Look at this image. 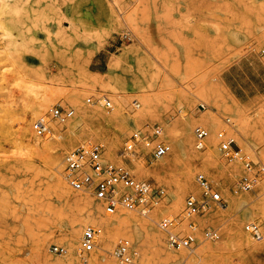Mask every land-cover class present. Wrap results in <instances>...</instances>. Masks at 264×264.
<instances>
[{"label":"rangeland","instance_id":"374dc122","mask_svg":"<svg viewBox=\"0 0 264 264\" xmlns=\"http://www.w3.org/2000/svg\"><path fill=\"white\" fill-rule=\"evenodd\" d=\"M128 13L134 22L122 19ZM116 92L125 95L117 121L110 119L118 107ZM144 95L152 97L151 109L136 120ZM103 96L111 108L103 106ZM263 100L264 0H0V264H89L102 253L117 264L99 233L92 250L83 252L80 245L85 228L109 229V221L117 225L113 246L121 234L130 240L133 264H264V179L251 190L237 189L243 163L228 160L218 148L220 139H233L242 154L264 162V120L258 118ZM53 106L73 109L66 119L51 120L60 130L70 129L44 148L29 146L25 129L33 140H50L49 131L37 137L30 125ZM78 107L94 109L98 117L80 122ZM153 126L160 129L158 139L170 145L166 154L151 158L141 146L126 149L134 131ZM197 126L207 131L202 149L195 146ZM213 139L211 157L201 162ZM108 140L116 148L110 157ZM88 142L103 145L105 162L163 190L146 213L120 207L109 215L87 191L71 189L86 200L59 194L56 183L67 182L65 154ZM158 161L165 167L155 176L137 169ZM187 170L191 185L203 172L224 205L211 202L185 219V197L202 192L188 187L173 200ZM90 208L98 209L96 217ZM121 214L127 217L118 224ZM165 217L176 221L175 230L194 234L192 248L167 243L158 224ZM251 222L262 225L261 239L246 231ZM205 229H216L218 237L205 239ZM73 231L79 237L70 258ZM137 233L143 246L135 243ZM53 244L65 252L51 251ZM159 249L168 262L159 260Z\"/></svg>","mask_w":264,"mask_h":264},{"label":"built area","instance_id":"2783aa9c","mask_svg":"<svg viewBox=\"0 0 264 264\" xmlns=\"http://www.w3.org/2000/svg\"><path fill=\"white\" fill-rule=\"evenodd\" d=\"M123 37L126 38L127 34L124 33ZM100 100L105 108H111V102L107 97L103 96ZM72 114L73 109L70 107L53 106L46 113L32 120L31 130L35 136H42L49 131L51 120L62 121ZM159 133L160 129L155 126L150 130L134 131L126 141V149L134 151L136 147L141 146L146 149V156L160 157L170 150V145L158 139ZM206 135V129L201 126L195 127L196 148L204 147ZM218 137H222V132L218 133ZM218 148L223 157L228 160H240L243 163V173L237 181V189L251 190L260 179H264V162L242 154L233 139H220ZM64 178L72 189L87 191L100 200L109 215H113L120 207L146 213L163 194V190L153 188L145 180L134 178L122 167L105 162L103 145L100 142H88L67 152L64 156ZM194 178L202 192L200 196L190 193L185 197L183 214L185 219L202 213L211 202L219 206L224 205V199L219 191L203 172H197ZM175 222L174 219L165 217L158 223L167 232V243L175 249L192 248L196 241L194 234H183L175 230ZM189 225H194V221H190ZM245 229L256 240L262 238L260 223H248ZM98 233L99 229L90 226L83 230L80 239L83 252L94 248ZM203 236L205 239H216L218 232L216 229H205ZM50 249L55 253L65 252V248L57 244L51 245ZM112 254L117 264H133L130 240L122 234L116 238Z\"/></svg>","mask_w":264,"mask_h":264},{"label":"bare ground","instance_id":"6f19581e","mask_svg":"<svg viewBox=\"0 0 264 264\" xmlns=\"http://www.w3.org/2000/svg\"><path fill=\"white\" fill-rule=\"evenodd\" d=\"M112 3V2H111ZM105 4V2H104ZM108 4V3H107ZM105 4V5H107ZM110 6V5H109ZM108 7V6H107ZM112 11V10H111ZM109 12V11H108ZM113 13V12H112ZM116 18V16H115ZM114 18V19H115ZM122 19L124 21H130V22H134V18L132 17V14L131 13H128L126 15H124L122 17ZM123 21V22H124ZM113 24V23H112ZM118 24V23H117ZM114 25V24H113ZM135 39V38H134ZM137 41V40H136ZM139 41L141 42V40L139 39ZM134 46V45H133ZM136 49V48H135ZM130 50V48H129ZM136 51V50H135ZM117 64V63H116ZM117 94V108L115 110V112L112 114V117L110 118L111 120H116V119H120L123 117V114H124V106H125V95L123 93H120V92H116ZM147 93V92H146ZM50 94L53 96L54 93H51ZM52 96L49 97L48 99H45L43 101H41L39 103L38 106H43V104L49 102V101H52ZM142 101H143V104L141 106V108L137 111V114H135V116L133 117L134 119L138 120V119H141L146 113H149L150 112V109H151V105H152V97L149 96V95H144L142 96ZM88 105V104H87ZM91 106V105H89ZM92 107H95V106H92ZM96 108V107H95ZM105 113V112H104ZM78 114H79V117H80V122H83L84 119H88L89 117H92V118H96L98 117V113L96 110L94 109H89L87 110V108H82V107H78ZM111 116V114H110ZM101 117V116H100ZM208 117H210L208 115ZM258 118L261 119L262 121L264 120V107L258 112ZM144 119V118H143ZM117 121V120H116ZM242 122V121H241ZM80 124V123H79ZM243 124V123H242ZM244 125V124H243ZM246 126V125H245ZM241 127L243 128V126H241V124H238V128L241 129ZM70 129V126L67 125V129L64 131V130H60V127L53 121H50L49 122V134L51 135V138L50 140H46V141H39V140H33L31 138V135L29 134V131L27 129H25V136L26 138L28 139V142L30 144H28L29 146H34L35 148H44L46 145L48 146L49 144L51 143H54V142H58L62 136V134L64 132H67L68 130ZM240 131V130H239ZM39 137V136H37ZM214 140V139H213ZM211 140L209 142V145L206 147L205 149V153L203 156H200L199 159L202 161H208L209 159V156L211 157L212 155V150H211V145H213V143L215 142V140L213 141ZM184 138L182 137L181 138V144H180V147L181 149H184L186 146L184 145ZM108 147H107V156H114V153H115V145H113L111 143L110 140H108ZM189 147V146H188ZM57 150V149H56ZM56 150L53 152V156H52V165L53 167L55 166V162L57 160V157H56ZM186 150V149H185ZM60 152V151H59ZM172 152V150H171ZM190 152V151H189ZM195 150L193 151V157H198L195 155ZM264 152V151H263ZM175 154V153H173ZM192 155V154H191ZM193 160V159H192ZM187 163V161H186ZM188 164V163H187ZM195 168H199V166L196 165V161L193 162L192 164ZM52 167V168H53ZM163 167H165V163H162V162H157L156 164H151L149 165L148 167H145V166H142L140 168H137L138 171H140L141 169H145V170H149L154 176L155 174H157V172H159ZM186 167V166H185ZM187 168V167H186ZM16 169V168H14ZM24 169V168H23ZM140 169V170H139ZM29 170V169H27ZM235 170V167H229V171L231 172H234ZM18 171V168L17 170ZM13 172V171H12ZM62 173V172H61ZM63 174V173H62ZM192 174V173H191ZM190 174V171L187 170L183 173V175L181 176V178L179 179V190L175 191V194H172V198L175 202H177L179 200V198H181L183 195H184V190L187 189L188 187L192 188V190L195 188L198 187L196 181H194V184L191 185V177L192 175ZM34 175H35V172H34ZM53 175L56 176V173L55 171H53ZM157 177V176H156ZM193 178V177H192ZM57 182V181H56ZM57 190L59 191V194L65 196L66 198H73V197H76L78 198L79 200H86L85 197L83 196H75L72 192H71V187L69 186V184L66 182V183H63V182H60L58 181L57 183ZM190 190V189H189ZM191 191V190H190ZM58 194V195H59ZM96 208V207H95ZM90 211V214L93 216V217H96L97 216V211L98 209H94V208H90L89 209ZM125 214H127L125 212ZM127 216H125L124 214H121V216H119L118 218V224H123V221L124 219H126ZM106 226L109 228V229H101V228H98L99 229V237L101 238V244L103 245V247L106 249V250H112L113 248V241L117 235V233L115 232V228L117 227V225H115V223H112L111 221L109 222H105ZM79 226V225H78ZM148 228H151V224L147 225ZM74 229V228H73ZM153 235V239H154V243H155V232L152 233ZM135 236V243L140 245V246H143V243L140 239V235L137 233ZM79 237V232L78 231H73L69 234L68 236V240L70 242V246H69V257L72 258L73 257V252H74V247L72 246V244L75 242V240ZM78 244V243H77ZM43 246V244H42ZM158 248V247H157ZM146 249V248H145ZM43 251V249H42ZM160 253H161V256L159 257V260L162 261V263H166L169 261V256L167 253H163L160 249H159ZM155 252V250H154ZM99 253H102V252H99ZM163 255V256H162ZM89 264H95V263H98V262H101L102 264H111L109 263L106 255H104L103 253L102 254H95L93 256H91L88 261H87Z\"/></svg>","mask_w":264,"mask_h":264},{"label":"crops","instance_id":"0c3cea01","mask_svg":"<svg viewBox=\"0 0 264 264\" xmlns=\"http://www.w3.org/2000/svg\"><path fill=\"white\" fill-rule=\"evenodd\" d=\"M234 96L236 97V99L239 101V102H242L243 100L241 99V97H238V95H236L235 93H233Z\"/></svg>","mask_w":264,"mask_h":264}]
</instances>
